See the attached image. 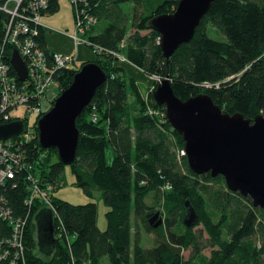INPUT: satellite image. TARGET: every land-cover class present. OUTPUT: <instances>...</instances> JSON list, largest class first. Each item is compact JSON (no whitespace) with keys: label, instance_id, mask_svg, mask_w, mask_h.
Instances as JSON below:
<instances>
[{"label":"trees","instance_id":"obj_1","mask_svg":"<svg viewBox=\"0 0 264 264\" xmlns=\"http://www.w3.org/2000/svg\"><path fill=\"white\" fill-rule=\"evenodd\" d=\"M58 1L50 0L47 13L59 9ZM131 1L134 6L128 31L121 5ZM178 1L87 0V5H81L97 17V23L101 18L108 20L100 31H96V23L83 34L84 39L102 48L85 62L98 64L105 80L76 118L78 145L69 167L73 183L87 195L94 190L101 192L107 206L106 227L97 225L94 201L73 204L56 197L54 190L51 202L65 230L56 237L60 231L53 220L54 249L47 256L36 252L33 218L42 206L36 203L26 229V264H67V242L76 264H103L105 257L107 264H264V210L253 206L249 197L227 189L221 175L196 174L189 168L186 156L180 153L184 149L182 135L158 115V109L165 111L153 98L158 83L142 93L136 78L122 65L124 61L108 53L122 54L149 76L167 77L174 94L182 100L205 93L226 113L239 112L247 119L263 113L264 0H213L192 38L164 57L157 43L159 33L150 19L173 12ZM139 6L141 13L137 12ZM3 18L0 12V42ZM122 40L125 43L120 46ZM11 51L7 46L6 52ZM80 66L63 69L50 107ZM149 107L157 112L147 113ZM35 133V139L24 146L32 171L42 181L59 186L65 165L56 149L40 147L37 128ZM108 146L113 152L110 163L106 162ZM3 192L7 207L19 213L27 194L24 185L16 182V187L9 186ZM148 196L152 205L146 203ZM185 201L198 215L190 227L183 223ZM155 211L160 212L163 222L154 228L148 218ZM141 227L154 237L153 246H141ZM5 228L0 218V231ZM184 250H189L187 257Z\"/></svg>","mask_w":264,"mask_h":264},{"label":"water","instance_id":"obj_2","mask_svg":"<svg viewBox=\"0 0 264 264\" xmlns=\"http://www.w3.org/2000/svg\"><path fill=\"white\" fill-rule=\"evenodd\" d=\"M212 1L179 0L173 12L150 19L152 28L159 33L158 44L164 57L192 38ZM10 63L19 79L24 80L26 68L16 49ZM104 80L105 73L98 64L83 63L69 86L37 120L40 147L56 149L63 165H70L75 159L79 137L76 118ZM153 98L164 106L171 127L182 135L189 168L196 174L221 175L227 189L249 197L253 206L264 210V112L253 119L244 118L239 112L229 114L205 93L182 100L174 94L167 79L156 86ZM22 127L20 121L1 124L0 139L19 134ZM185 206L183 223L190 227L198 215L188 201ZM34 220L37 246L49 255L56 243L51 209L41 207ZM148 222L154 228L161 225L160 212L155 211Z\"/></svg>","mask_w":264,"mask_h":264},{"label":"built area","instance_id":"obj_3","mask_svg":"<svg viewBox=\"0 0 264 264\" xmlns=\"http://www.w3.org/2000/svg\"><path fill=\"white\" fill-rule=\"evenodd\" d=\"M73 10V26L68 34L74 44V49L68 53L51 51L47 48L43 34L53 30L42 18L47 14L50 0H3L0 12L4 14L3 35L0 42V125L14 121L23 124L19 134L0 139V218L6 223L5 230L0 231V264H26L25 242L26 229L31 210L36 203L51 209L56 230L61 237L64 224L58 212L52 205L51 193L56 190L57 183L42 181L33 173V165L28 158L24 146L36 137L37 119L50 107V91L59 87V77L63 69L75 66L76 49L79 44L89 46L96 54L101 47L83 38L84 31L97 23V17L81 5H87V0H66ZM90 9V8H89ZM122 40L120 46L124 45ZM159 43V36L157 39ZM11 46V54L6 47ZM16 49L26 68V78L20 80L14 71L10 59ZM121 61L125 57L113 51H108ZM149 91L162 79L152 75ZM208 85V84H206ZM157 110L148 108L147 113ZM27 115V117L25 116ZM162 121L166 120L165 111H159ZM23 116V117H22ZM96 116L92 114V120ZM27 128V131L24 129ZM180 153L185 154L184 150ZM16 182L24 185L27 194L22 200V210L14 214L8 205V198L3 192L9 186L16 187ZM69 262L76 264L70 242L68 243Z\"/></svg>","mask_w":264,"mask_h":264},{"label":"rangeland","instance_id":"obj_4","mask_svg":"<svg viewBox=\"0 0 264 264\" xmlns=\"http://www.w3.org/2000/svg\"><path fill=\"white\" fill-rule=\"evenodd\" d=\"M65 5H66L65 0H61V6H59L60 7L59 10H57L54 13L52 12L50 15L49 13H47L49 16L45 18L44 20L42 18V21L46 25H49L53 28V30L47 29L45 32V41H46L47 47L51 51H58L62 53H68V52L73 51L74 49L73 41L68 35L70 31L72 30V26H73L72 19L69 14V9L65 7ZM69 6L72 8L71 5ZM133 6H134V3L132 1L130 3H124L121 5L123 15L127 17L126 27L128 31L131 30L130 22H131V17H132V12H133V9H132ZM137 12L138 13L142 12L141 6L137 8ZM107 21L108 20L106 18L99 19L96 25V31H100L107 24ZM209 27L211 28V26ZM209 33L211 36H213L212 32L209 31ZM95 54L96 53L89 46L85 44H79L76 49V66H80L82 62L93 59L95 57ZM122 65L125 67L126 72L130 76H133L134 78H136V80L138 81L140 91L144 94L149 92L150 87L153 86L152 79H151L152 75L151 76L147 75L142 70L133 66L127 61L122 62ZM163 79L168 80L167 77ZM58 83H59V87L53 88L50 91V96L51 95L56 96L60 88V79ZM25 116L27 117V115ZM44 152H47V151L45 150ZM112 156H113L112 148L108 146L106 148V162L107 163L111 162ZM73 182H74L73 173L71 172L69 165H65L63 169L62 180L59 182L58 184L59 186L54 191V195L58 198L69 201L73 204H83L90 200L94 201L96 203L97 212L99 216L103 217L105 210L107 209V206L105 205L101 192L99 190H94L92 192V195H87L81 187L76 186ZM146 203L149 205H152L153 199L150 196H148L146 199ZM131 215L133 219V211ZM139 234H140L141 246L145 248H149L155 244L154 237L148 232H146L143 229V227L140 228ZM65 244L68 247V244L67 243ZM208 251H209L208 249L204 250L206 254H208ZM36 252H38L41 256H47L46 253L39 250L38 246L36 247ZM183 255L184 257H187L189 255V250H184ZM103 264H107L106 257L103 259Z\"/></svg>","mask_w":264,"mask_h":264},{"label":"crops","instance_id":"obj_5","mask_svg":"<svg viewBox=\"0 0 264 264\" xmlns=\"http://www.w3.org/2000/svg\"><path fill=\"white\" fill-rule=\"evenodd\" d=\"M58 4H59V6H61V0H59L58 1ZM65 7H67L68 9H69V14H70V16H71V19H72V25H73V10H72V8L69 6V4L67 3V1L65 0ZM59 9H60V7H59ZM58 9V10H59ZM54 13V12H53ZM51 13H49V15H50ZM48 14H46V15H44L43 16V20L45 19V18H47L48 16H49ZM69 16V17H70ZM43 39H44V41H45V32H44V34H43ZM45 44H46V41H45ZM47 46V45H46ZM48 48V47H47ZM49 49V48H48ZM39 210V209H38ZM37 210V211H38ZM37 211H36V213H37ZM35 217V216H34ZM33 221H34V224H35V220H34V218H33ZM96 222H97V225H98V227L100 228V229H104L105 227H106V221H105V218H104V216L103 217H101V216H99V214H98V212H97V218H96ZM35 230H36V225H35Z\"/></svg>","mask_w":264,"mask_h":264},{"label":"bare ground","instance_id":"obj_6","mask_svg":"<svg viewBox=\"0 0 264 264\" xmlns=\"http://www.w3.org/2000/svg\"><path fill=\"white\" fill-rule=\"evenodd\" d=\"M24 131H27V128H25Z\"/></svg>","mask_w":264,"mask_h":264}]
</instances>
